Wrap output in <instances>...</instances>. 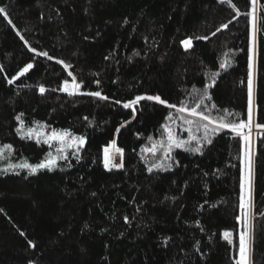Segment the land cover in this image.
Masks as SVG:
<instances>
[{"label":"trees","instance_id":"obj_1","mask_svg":"<svg viewBox=\"0 0 264 264\" xmlns=\"http://www.w3.org/2000/svg\"><path fill=\"white\" fill-rule=\"evenodd\" d=\"M0 8V147L11 145L10 158L29 164L49 151L17 135L18 115L25 128L69 130L86 141L79 160L70 154L52 171L0 174V264H234L240 138L209 133L199 152L173 150L162 163L169 168L149 172L156 156L142 149L164 140L162 126L196 118L155 101L123 104L160 96L177 107L199 104L213 119L247 122L250 0H0ZM257 28L250 264H264V127H257L264 125V12ZM73 76L81 92L108 99L60 91ZM112 141L123 150L122 167L107 171L103 149Z\"/></svg>","mask_w":264,"mask_h":264},{"label":"snow or ice","instance_id":"obj_2","mask_svg":"<svg viewBox=\"0 0 264 264\" xmlns=\"http://www.w3.org/2000/svg\"><path fill=\"white\" fill-rule=\"evenodd\" d=\"M221 3H227L228 0H220ZM251 3V11L247 13L249 16V24L251 26L250 30V44L248 49V109H247V122H233L227 121L224 118L213 119L211 115H207L202 111H198L200 105L197 104L196 107L186 108L183 103L181 106L177 107L174 104L168 103L167 101L161 99L160 96H137L134 100H131L128 103H124L123 107L125 109L133 108V106L139 104L141 101H155L157 104H161L169 109H175V111L181 114H187L188 117H195L196 120L193 119H183V123L187 124L188 127L183 129L188 132V138L181 139L176 134V132L168 125L164 124L162 127L164 129V134L166 139L157 141L152 145L151 148H144L142 152L151 153L153 156H156L157 151L162 150L164 157L167 159H171V152L173 149H183L184 151L190 152H199L201 138L197 137L193 133V126L199 131H203V140L211 143V139L209 138V133L218 134L221 131L227 129L228 131L234 133L237 137L242 141V156H241V175H240V216L237 217L238 223L241 224L242 230L239 233V247H238V258L235 259L234 264H250V253H251V244H252V200H251V191H252V170H253V161L251 155V137L248 133H246L245 129H251L254 118V100H253V70H254V61H255V45H256V33L258 31L257 28V12H264V8H260L258 6V0H250ZM234 7V6H233ZM5 9L0 8V14H4ZM239 14V13H238ZM7 19V16H5ZM11 23V21H9ZM222 27L227 28V25H223ZM17 35H20L17 33ZM185 50H188L192 47V41L190 39H185L182 42ZM28 45L26 44V47ZM30 52H34L35 50L31 47L28 48ZM37 56H45L48 54L36 52ZM50 58V57H49ZM56 63H62V61L57 60ZM228 62L222 63L220 65L221 68H224ZM65 68L68 65H64ZM33 68V64H27L13 79L8 80L9 84L13 83L14 79H17L20 76H24L30 69ZM71 75V73H69ZM218 75V74H217ZM82 85L76 81V78L73 76L71 83L67 80L64 81L63 85L60 88V91L67 93L68 96H76V95H86L98 98L100 100H107L108 97L102 95L99 91L93 92H81ZM212 85L209 84L205 87L204 90V98L210 99L207 94L208 88H211ZM40 93L43 95L45 89L40 87ZM118 103V101H117ZM22 115V114H21ZM17 121L20 122V127L16 128L17 135L20 136L21 139L35 140L37 145H47L49 149L55 147V155L50 150L45 154L44 159H42L39 163L29 164L27 162L17 164V165H9V168H20L27 169L30 175H34L41 170L52 171L57 166L58 160H66L68 157L66 153L69 149H75L77 153V159L79 160V150L82 149L85 145V137L74 135L69 130H52L51 132H44V125H37V127H29L25 128L23 122L21 120V116L16 117ZM87 119V118H86ZM167 120L172 121L173 116L169 114ZM123 126V125H122ZM257 127H264V125H257ZM119 129H117V132ZM151 139V137H149ZM195 141L196 146L191 147L192 142ZM11 153V145H4L3 148H0V158H3L5 153ZM117 154L121 157V163H113L114 158ZM122 157L123 150L116 147V142L112 141L107 147L103 149V164L106 170H111L112 168H120L122 167ZM170 165L162 164V163H153L150 167H148V171L151 172L153 169H167ZM3 171L7 172V169H3ZM23 235V233H21ZM230 232H224L223 237L225 240H228L229 243L231 237Z\"/></svg>","mask_w":264,"mask_h":264},{"label":"rangeland","instance_id":"obj_3","mask_svg":"<svg viewBox=\"0 0 264 264\" xmlns=\"http://www.w3.org/2000/svg\"><path fill=\"white\" fill-rule=\"evenodd\" d=\"M34 127H37V125L34 126ZM170 127L176 132V134L179 136V138L185 139V140L188 138V132L185 131V130H183V129H186L188 127V125L187 124H184L183 121L181 123L180 122L179 123H176V124H174V125H172ZM43 131L46 132V133L47 132H51V131H47L45 126H44ZM193 133L197 137L201 138L200 146H201L202 143L206 142L205 140H203V135H201V133L199 131H194L193 130ZM254 133H255V129L253 128V125H252L251 129L248 131V134L251 137V155H252V144H253V135H254ZM164 139H166V136H165ZM32 141H35V140L33 139ZM159 141H161V140H159ZM193 144L196 145L195 141H193L190 146L192 147ZM0 148H3V147H0ZM50 150L55 155V147H53L52 149H49V151ZM173 150L184 151L183 149H173ZM187 152H189V151H187ZM70 154H77V153L75 152V149H69L68 152L66 153L67 157H69ZM10 157H11V153L9 154V153L6 152L4 154V156H3V158H0V174H2V173L5 174V173H8V172H15V173H17V172H25L26 174H29V172H28L27 169L9 168V165L10 164L11 165H17V164H21V163H24L25 162V161H13ZM166 159L167 158L164 157V155H163V151L162 150H159V151H157L156 159L154 160L155 162H153V163H163ZM61 161H64V160H58L57 161V164L59 162H61ZM113 163L114 164L115 163H121V157H120L119 154H117V156L114 158ZM3 169H7V172L3 171ZM113 169H117V168H113ZM41 171H43V170H41Z\"/></svg>","mask_w":264,"mask_h":264},{"label":"built area","instance_id":"obj_4","mask_svg":"<svg viewBox=\"0 0 264 264\" xmlns=\"http://www.w3.org/2000/svg\"><path fill=\"white\" fill-rule=\"evenodd\" d=\"M118 169H119V168H117V169H113V168H112L111 170H118Z\"/></svg>","mask_w":264,"mask_h":264},{"label":"clouds","instance_id":"obj_5","mask_svg":"<svg viewBox=\"0 0 264 264\" xmlns=\"http://www.w3.org/2000/svg\"><path fill=\"white\" fill-rule=\"evenodd\" d=\"M120 169V168H119ZM106 170V169H105ZM107 171H109V170H107ZM111 171V170H110Z\"/></svg>","mask_w":264,"mask_h":264}]
</instances>
